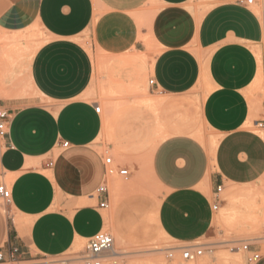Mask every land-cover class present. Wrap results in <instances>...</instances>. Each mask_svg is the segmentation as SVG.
I'll return each instance as SVG.
<instances>
[{
	"label": "crops",
	"instance_id": "1",
	"mask_svg": "<svg viewBox=\"0 0 264 264\" xmlns=\"http://www.w3.org/2000/svg\"><path fill=\"white\" fill-rule=\"evenodd\" d=\"M34 26L45 37L27 68L34 96L0 97L10 114L0 138V184L10 190L13 213L0 212L5 255L15 246L19 255L57 257L113 220L104 215L108 190L98 191L110 176L98 147L101 139L112 140L108 148L121 142L113 120L87 96L93 51L115 62L145 60L141 75L153 79V113L143 115L149 135L157 136V95L162 109L177 113L198 101L205 135L189 123H158L165 132L148 168L161 193L154 216L160 235L179 244L206 237L221 206L216 187L264 174V137L247 124L264 121L253 93L263 27L245 0H0V32ZM85 35L92 53L79 41ZM255 264H264V254Z\"/></svg>",
	"mask_w": 264,
	"mask_h": 264
},
{
	"label": "rangeland",
	"instance_id": "2",
	"mask_svg": "<svg viewBox=\"0 0 264 264\" xmlns=\"http://www.w3.org/2000/svg\"><path fill=\"white\" fill-rule=\"evenodd\" d=\"M250 7L259 17L263 27V37L255 48L258 72L253 83V93L257 97L259 110L264 118V105H261L264 103V0H253ZM29 31L14 34L0 32L1 98L9 95L34 96L28 83L27 68L32 53L45 37L36 26L31 29L32 32ZM79 41L92 53L88 35L83 36ZM93 57L95 58L94 85L91 94L87 96L96 98L102 114L104 116L107 114L105 118L113 120L114 131L119 138L118 142H121V145L108 148L107 144L112 140L101 139V146L98 147L105 157H111V163L107 166V174L110 176H107L105 184L109 203L104 215L105 217L109 215L113 220L106 221L103 230L112 234L114 249L124 252L120 257L109 255L110 257L106 258L103 264H148L158 257L165 264H173V262L174 264H232L228 259L236 256L237 264H247V253L241 246L248 241L264 254V242L256 239L264 235V214L260 215L257 222V232L249 231L250 228L246 225L247 220L244 217L247 211L244 203L251 195L255 196L258 202L264 200L263 174L251 184L222 188L218 195L221 206L212 229L206 237L195 242L204 244L203 254L200 257L193 261H185L179 258L178 251L174 252L173 258L167 257L169 251L175 250V246L177 248L183 244L175 243L158 232L154 216L161 193L149 173V156L165 132L158 125L163 120H172V122L174 120L179 124L189 123L206 134L199 119L198 101L195 99L190 105L191 112L177 113L173 108L162 109L161 97L157 95V136L153 133L149 135L143 128L145 125L143 115L146 109L153 113V104L149 100L148 76L141 75L145 68V60L124 59L115 62L98 51H93ZM247 124L264 137V121L261 127L253 126L251 122ZM121 169H127L128 175H121L119 173ZM5 183L8 184V181ZM210 196L214 198V195ZM0 212L5 216L13 215L3 199H0ZM227 214L231 220L230 217L228 219ZM117 235H124L129 239V243L117 242ZM84 246L71 249L57 257L30 252L17 254L13 258L6 257L5 260L0 261V264H83L81 257Z\"/></svg>",
	"mask_w": 264,
	"mask_h": 264
},
{
	"label": "built area",
	"instance_id": "3",
	"mask_svg": "<svg viewBox=\"0 0 264 264\" xmlns=\"http://www.w3.org/2000/svg\"><path fill=\"white\" fill-rule=\"evenodd\" d=\"M245 1L247 4H251L253 2V0H245ZM148 84H153V79H148ZM94 105H95L94 106L95 112L99 113L101 108L100 105L98 103H95ZM9 123H10V114L6 109L2 107L0 103V138H3L7 135ZM257 126L261 127L262 121L257 123ZM62 145L67 146V142H63ZM105 163L110 164L111 157H105ZM119 173L121 175L126 176L127 170L121 169L119 170ZM98 191L106 192L107 191L106 185L100 186L98 188ZM219 192H221V187L217 186L216 187L217 195L215 196L216 198H218ZM0 199H3L7 203L10 199V190L3 183L0 184ZM100 206L103 207L104 202H101ZM217 206H218L217 202H215L213 205V209H217ZM113 244H114L113 236L110 232L105 231L103 229L98 231L96 234L89 237L85 243L84 252L81 257L83 264H103L104 260L110 257L109 254L113 250ZM203 248H204V244H200V243L194 242V243L183 244L180 247L175 248V250L169 251L167 257L173 258L174 252L178 251L179 258L185 261H193L203 254ZM241 248L247 253L246 256L247 264H255L261 258V253L259 252V250L253 248V244L251 242L249 241L244 242ZM17 254H18L17 247L11 246L8 249L6 255L2 251H0V261L5 260L6 257L13 258Z\"/></svg>",
	"mask_w": 264,
	"mask_h": 264
},
{
	"label": "bare ground",
	"instance_id": "4",
	"mask_svg": "<svg viewBox=\"0 0 264 264\" xmlns=\"http://www.w3.org/2000/svg\"><path fill=\"white\" fill-rule=\"evenodd\" d=\"M29 59V58H28ZM30 60V59H29ZM235 199V198H234ZM233 199V200H234ZM246 201L248 200V199H245ZM249 201V202H248ZM247 202H245V201H243V203L244 204H246L245 206H247V207H245V208H247V211H246V213L244 214V217L246 218V220H247V222H246V225L247 226H249V231L251 230L252 232L254 231V232H257V226H258V224H257V222L259 221V217H260V215H263L264 214V200H262V201H260V202H258L257 201V198L255 197V196H253V195H251V197L249 198V200H248ZM230 203H231V201H230ZM248 203V204H247ZM229 205V204H228ZM231 207L233 206V205H230ZM236 206H238V205H236ZM235 206V207H236ZM240 206V205H239ZM238 206V207H239ZM229 207V206H228ZM227 207V208H228ZM235 207H233V209L235 208ZM229 210H231V208L229 209ZM224 212V211H223ZM222 212V213H223ZM230 212V211H229ZM235 212V211H234ZM239 212H240V210H239ZM228 213V212H227ZM231 213H232V210H231ZM230 214V213H229ZM224 215V214H223ZM228 215V214H227ZM227 215H225V217L227 216ZM231 215V214H230ZM232 216V215H231ZM236 215H234V217H235ZM242 216V215H241ZM229 215H228V219H229ZM237 217V216H236ZM262 217V216H261ZM243 218V217H242ZM245 218H243L244 220H245ZM226 219H227V217H226ZM229 220H231V217H230V219ZM264 222V221H263ZM259 228V227H258ZM250 231V232H251ZM166 236L164 233H162V235L161 236ZM256 239H258L259 241H263L264 242V235H261V236H258ZM117 240V239H116ZM117 242H120L119 240H117ZM121 243H123V242H121ZM80 245H81V243H80ZM80 245H78V244H75L74 246H73V249L75 250V249H77V248H79V246ZM175 248H176V246H175ZM173 250V249H172ZM126 252V251H125ZM128 252V251H127ZM126 252V253H127ZM129 253V252H128ZM122 254H124V252H120V250L119 251H117V250H115L114 249V246H113V250L111 251V253L109 254V255H111L112 257H120V256H122ZM75 258V257H74ZM79 258V257H78ZM73 261V260H72ZM74 262V261H73ZM228 262H231L232 264H237V262H238V258H237V256L236 257H232V258H230V259H228ZM175 262H173V264H174ZM133 264H135V263H133ZM148 264H165L159 257L156 259V260H154V261H151V262H149Z\"/></svg>",
	"mask_w": 264,
	"mask_h": 264
}]
</instances>
